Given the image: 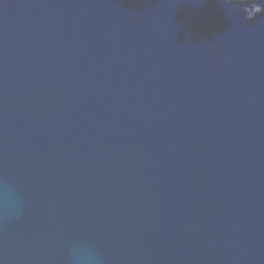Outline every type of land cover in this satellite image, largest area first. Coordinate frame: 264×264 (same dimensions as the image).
Instances as JSON below:
<instances>
[{
  "label": "water",
  "instance_id": "water-1",
  "mask_svg": "<svg viewBox=\"0 0 264 264\" xmlns=\"http://www.w3.org/2000/svg\"><path fill=\"white\" fill-rule=\"evenodd\" d=\"M0 264H264V0H0Z\"/></svg>",
  "mask_w": 264,
  "mask_h": 264
},
{
  "label": "clouds",
  "instance_id": "clouds-1",
  "mask_svg": "<svg viewBox=\"0 0 264 264\" xmlns=\"http://www.w3.org/2000/svg\"><path fill=\"white\" fill-rule=\"evenodd\" d=\"M14 201H15V194L10 193L9 197L5 203L4 211L8 212L10 211L13 206H14ZM87 254L88 258L91 261H98L100 259L99 254L92 248L90 247H80L74 254H73V259H81L84 257V255Z\"/></svg>",
  "mask_w": 264,
  "mask_h": 264
}]
</instances>
